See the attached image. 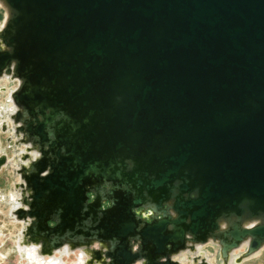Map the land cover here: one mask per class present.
<instances>
[{"label": "water", "instance_id": "obj_1", "mask_svg": "<svg viewBox=\"0 0 264 264\" xmlns=\"http://www.w3.org/2000/svg\"><path fill=\"white\" fill-rule=\"evenodd\" d=\"M1 1L0 76L40 147L18 212L37 240L181 264L233 219L222 252L264 244V0Z\"/></svg>", "mask_w": 264, "mask_h": 264}, {"label": "rangeland", "instance_id": "obj_2", "mask_svg": "<svg viewBox=\"0 0 264 264\" xmlns=\"http://www.w3.org/2000/svg\"><path fill=\"white\" fill-rule=\"evenodd\" d=\"M4 20L5 8L0 5V26H2ZM17 86L18 80L16 78L14 79L8 75L0 76V156H6V160L0 166V264H103L86 263V261L84 263L81 259L83 255L76 247L74 248L75 251L72 252L71 250H63V246H61L54 256H39L33 253L32 255L29 247L23 243V234L28 231V226L31 227L33 222H31V214L26 218L18 214L21 209H32L25 203L23 195L24 189L27 187L26 181H28L23 175V166H27L29 160H23L19 157L23 151H27L29 146L23 141V134L18 130L20 124L17 123L14 117L16 105L10 97ZM33 155H36V159L39 156L35 152H33ZM46 172L45 168L40 174L43 175ZM87 196L88 201L95 198L92 191L87 192ZM109 206L108 200L101 201L99 204L100 209H106ZM150 210L148 207H138L134 211L149 220L148 213ZM46 222L50 226L54 225L52 220L47 219ZM199 243V252L207 256L210 264H225V261L221 259L223 256L220 245L216 241L210 239ZM88 246L92 251L101 249L100 242L96 240L89 242ZM132 250H137L136 243L132 244ZM247 252V243L232 248L231 260L228 261V264H264V244L250 254ZM191 257L192 253L186 252L182 256L172 254L171 258L181 264H193ZM105 260L109 259L106 258ZM139 262V259L135 260V263L139 264Z\"/></svg>", "mask_w": 264, "mask_h": 264}, {"label": "bare ground", "instance_id": "obj_3", "mask_svg": "<svg viewBox=\"0 0 264 264\" xmlns=\"http://www.w3.org/2000/svg\"><path fill=\"white\" fill-rule=\"evenodd\" d=\"M0 5H2L5 8V17H6L7 14H8V10H7V8L5 7V5L3 4V2L1 0H0ZM0 32H1V26H0ZM0 47L1 48L4 47V45L1 42V39H0ZM15 107H17V106H15ZM20 111H21V113L19 114V116L15 113L14 117H15V120L17 121V123H19V124H21L23 126L22 128L18 127V130L21 131V133L23 134V141L26 142V144L29 146L27 151H23V152L21 151L22 153L19 156L23 160L24 159H28L29 160V164H27V166H23L24 175L26 176V174L30 173V170L32 169V166H30V165L33 163V160H35V156L36 155H33V152H35V154H37V155H40V147H39V145L37 143L32 144L30 141H28L27 133H26V131H24V124L26 122L25 118H24L25 115H24V113H22V110H20ZM5 160H6V156H0V166L4 163ZM23 195H24V201L28 202L31 199L29 197L30 196L29 195V190L27 188L24 189ZM259 221H260L259 218L258 219H252V220H249V221H244L242 224L243 225H247L248 223H257ZM232 222H233V219H231V220H221L220 221V230L217 232V236L214 237V238L213 237H209L207 240L213 239L216 242H221L222 243L221 240L223 238H222L221 234H222L224 228L230 226L232 224ZM37 228L38 227L36 226L35 229H34L35 232H33V229L31 227H29L28 231L24 232V234H23V239H22L23 243H24V245L29 247V251L31 252V254L33 253V254L39 255V256H43V255H45V256H54L56 254V251L61 246H63V248H62L63 250H71L72 252L75 251L74 248L76 247V249L80 252V254L83 255L82 258H81L83 262L86 261V263H102V261L104 259V256L106 254V250L100 249L99 253H96V252L92 251L91 248H89L88 243L87 244H78L77 245V244H74L72 242H67V241L58 242V241L52 240L51 238H49L47 235H44V234H42V236L45 237V241L41 242L40 240H37V238L39 239V236H38L39 234L38 233H39V231H42V230L41 229H37ZM54 239H55V237H54ZM84 242H87V241H84ZM243 243H248V239H244L243 241H241L240 244H243ZM199 244H200L199 242H194V241H191V240L187 239L185 241V246L183 248L179 249L174 254L182 256L186 252H191L192 253L191 262L193 264H210L209 263L210 261L207 258V256L205 254H202V253L199 252ZM62 249H60V250H62ZM222 253L224 255L225 264H227L229 259H231V250L223 251ZM171 257H172V255H171ZM162 260L164 261L165 258L163 257ZM143 262H142V260H140L139 264H143ZM188 263H189V261H188ZM131 264H137V263H135V261H133Z\"/></svg>", "mask_w": 264, "mask_h": 264}, {"label": "flooded vegetation", "instance_id": "obj_4", "mask_svg": "<svg viewBox=\"0 0 264 264\" xmlns=\"http://www.w3.org/2000/svg\"><path fill=\"white\" fill-rule=\"evenodd\" d=\"M144 212H146V211H144ZM149 214V216L150 215H152L153 214V212L150 210V212L148 213ZM229 260H231V259H229ZM210 261V260H209ZM228 264V263H227Z\"/></svg>", "mask_w": 264, "mask_h": 264}]
</instances>
